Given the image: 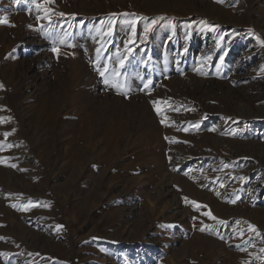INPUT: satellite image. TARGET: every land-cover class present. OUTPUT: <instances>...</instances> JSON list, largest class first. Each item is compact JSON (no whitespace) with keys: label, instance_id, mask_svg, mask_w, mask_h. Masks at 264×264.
Returning <instances> with one entry per match:
<instances>
[{"label":"rangeland","instance_id":"374dc122","mask_svg":"<svg viewBox=\"0 0 264 264\" xmlns=\"http://www.w3.org/2000/svg\"><path fill=\"white\" fill-rule=\"evenodd\" d=\"M45 7L0 0V264H264V0Z\"/></svg>","mask_w":264,"mask_h":264},{"label":"snow or ice","instance_id":"6c2138e0","mask_svg":"<svg viewBox=\"0 0 264 264\" xmlns=\"http://www.w3.org/2000/svg\"><path fill=\"white\" fill-rule=\"evenodd\" d=\"M20 2H21V0H13V3H16V4H19ZM52 2H53V0H44V3H40V2H38V0H33V3H34L35 7L38 10L42 9L44 11L45 15H44L43 18L49 19V21H50V16L48 15L49 9L47 7H45V4H49V3H52ZM216 2L220 3V2H222V0H216ZM55 15H57V16H63L64 13H55ZM115 15H116L115 13L111 14V16L113 18L115 17ZM122 15L127 16L128 14L127 13H123ZM37 19H41V17L38 16ZM158 19H163V17H160ZM114 22H115L114 19H111L110 18V23H114ZM156 22H157L156 20H153L151 22V24L146 25L145 26V33H147L151 29L152 25H154ZM4 23H7V18L0 19V24H4ZM132 23L134 24L135 21H133ZM202 23H204V22H202ZM110 31H111V29H109V33H110ZM249 32L251 33V29L249 30ZM61 43H64V41L62 40ZM261 44H262V46H264V42H261ZM52 51L54 53H56L57 55H59L58 48H55L54 47L52 49ZM130 51H131V49H129V52ZM119 64H120V68H123L124 67V60H120L119 61ZM96 70L104 78L105 85H110L112 87H115L117 89L118 94H122V95L125 96V98H127V93L122 91V87L123 86L117 80H115V77H118L120 75L119 69L113 70L110 74H106L108 72L107 65H105L103 69H100L98 67ZM197 71H199V70H197ZM200 74L203 75L205 73H200ZM149 84H151V81H148L147 83H145L144 87L145 88H148L149 87ZM2 88H3V85L0 84V89H2ZM152 103H153V106L155 107L160 102L153 101ZM157 111L159 113V109H157ZM161 123H164V121L162 120ZM197 127H198V125H197ZM184 131H187V129H184ZM3 135L5 136V138H7L10 135V133L5 132ZM7 147H12V146L11 145H7ZM0 163H4V161H0ZM7 166L13 167V168L16 167V165H14V164H9ZM241 179H243V177H241ZM236 199H239V197H237ZM185 202L186 203H191V204L195 205V207L197 209L202 208V207H206L204 205L197 204L195 201H188L187 198H185ZM229 203L235 204L236 203V200L235 199L234 200H231V201H229ZM31 206H33L32 205V202L29 201L28 205L24 206V209L23 210H28V208H30ZM12 207H16V205H12ZM203 214L206 215V216H208L210 219H213V220H216L217 219L215 216H213L211 214L210 211L209 212H205ZM219 223H224V222L223 221H219ZM237 223H239V222H237ZM57 227L60 228L62 226H57ZM248 230L251 231V232H256V227L254 225H252V224H248ZM200 231L203 232L204 231V228H201ZM262 251H264V250H262Z\"/></svg>","mask_w":264,"mask_h":264}]
</instances>
